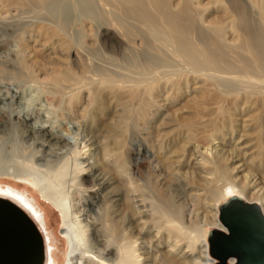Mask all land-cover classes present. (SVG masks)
Returning <instances> with one entry per match:
<instances>
[{"label":"bare ground","instance_id":"obj_1","mask_svg":"<svg viewBox=\"0 0 264 264\" xmlns=\"http://www.w3.org/2000/svg\"><path fill=\"white\" fill-rule=\"evenodd\" d=\"M246 1L229 0L228 7L222 6L226 23L210 22L212 24L204 27L199 22L200 9L196 10V0H0V55L10 50L12 39L20 46L19 52L5 54L0 60V79L16 82L23 110L30 111L35 104L45 100L63 119L80 117V124L91 127L97 121L98 111L113 103L122 106L114 114L119 124L129 126L130 117L134 116L130 99L146 94L148 100L141 109L143 117L150 101L155 105L165 101L162 90H169L174 95L190 87L193 81L203 79L211 81L224 101L233 98V103L238 104L241 100L244 102V95H248L249 100L245 102L250 103L254 97L253 105L263 111L259 120L263 136L264 0ZM87 27L91 29L90 33ZM93 31L96 40L91 42ZM90 105L92 109H89ZM12 106L9 103L3 111L0 107V115L10 116L14 111L9 113ZM38 112L34 111L28 117L30 122L37 123ZM218 121L222 128L213 125L212 121L205 124L215 126V133L206 138V143H193L194 135L186 134L183 153L176 157L169 155V140L153 141L161 165L158 181L153 187L162 202L166 201V206L162 207L160 203L155 207L153 211L158 222L151 227L158 239L169 231L168 238L175 241L169 245L168 254L161 258L164 264H209L212 260L208 239L203 257L188 263L173 260V257L175 261L179 259L174 252L178 249L180 235L187 229V215L190 219H209V224L215 227L224 228L225 225L220 214L222 206L208 218L190 202L200 204L202 195L207 194L213 198L210 202H216L234 188L246 195L252 185L256 187L251 174L238 175L246 170L242 157L247 155L246 151L241 152L239 143L233 144L231 151L214 144L217 139H224L227 123L232 125L231 132L235 131V119L229 114L228 119L223 116ZM6 127L7 124H1L2 132ZM24 130L20 131V138L26 134V138L30 136L42 146L68 147L74 154H67L64 161L65 152L59 153L54 165L46 163L50 184L41 182L47 193L65 207L70 239L65 264H146L149 249L142 234L150 231L146 223L149 214L143 196L138 193L140 187L134 183V175L128 169V159L121 160L120 168L108 172L109 166L116 167L115 154L104 151L103 155H98L99 141L93 135L85 134L88 129H84L81 146L65 138L53 137V132L48 130ZM68 134L71 135L69 131ZM13 139V146L19 151L18 137L13 136ZM257 147L256 167L264 169V136ZM148 152L149 148L143 145L136 154L142 153L146 157ZM11 154H3L0 167L15 168L11 170L15 177L32 178L36 182V176L21 168L35 165L19 161L18 155L14 158ZM80 155H88V164L77 167ZM61 162L64 165L60 166ZM69 163L74 166L71 187L81 195L79 208L70 205L72 190L65 194L59 187L65 175L64 168ZM35 167L39 169L38 165ZM185 168L188 169L182 171ZM86 173L91 179L89 184L80 177ZM202 181L208 189L199 194L195 185ZM189 187L195 190L190 191ZM0 197L14 202L35 220L44 238V264H55L43 214L27 201V195L11 187L0 186ZM248 198L262 203L264 218V192L258 190ZM247 204L249 209L255 203L244 202ZM189 205L192 209L187 212ZM164 218L165 226L162 225ZM177 233L179 239L173 237Z\"/></svg>","mask_w":264,"mask_h":264},{"label":"rangeland","instance_id":"obj_2","mask_svg":"<svg viewBox=\"0 0 264 264\" xmlns=\"http://www.w3.org/2000/svg\"><path fill=\"white\" fill-rule=\"evenodd\" d=\"M228 2L229 0H196V10L199 11L200 9L198 12V15H200V24L205 27L212 24L210 22L219 24L226 23L227 20L223 7L227 4H230V2ZM198 3H200L201 6L200 4L198 5ZM205 4H207V6H205ZM247 4L249 5L248 2ZM226 7H228V5ZM89 29L90 28L88 27L86 28L87 32L91 31V29ZM90 40L91 42L96 40L94 31L92 32V37ZM9 48L10 50H7L6 53L0 55V60H3L5 54L8 56L10 53H17L20 50V46L13 39L9 45ZM104 64H106V66L108 65L107 63ZM210 82H205L203 79L200 81H193L190 87L184 88L180 93L176 92L174 95H171L169 90H162V98L165 101L157 103V106L155 105V102L151 103L150 101V106L147 107L149 109L148 111L145 109L143 117L141 109L145 106L148 100L146 94L143 93L141 98H135L134 100L130 99L131 109L134 112V116L130 117L129 126L119 124V120L115 118L114 114L115 110H121L122 106L119 103H113V105H110V107H107L105 110L98 111L96 119L97 121L94 122L95 125L91 127L85 123H83V125L80 124V117H77L78 119H63V116L61 117L59 112H55V107H53V105L50 103L48 104L45 100L41 103L39 102L35 104L33 107H31L30 111L23 110V105L20 103L19 99V88L17 87L16 82H9L7 80L0 79L1 110H7L9 103L13 104L9 113L12 112V109L14 110L12 113H10V116L6 113L0 115V127L1 124H7L8 127H6L5 131L3 130V132L2 128H0V160L2 159L1 157L4 153H12L11 157H17L16 159L19 161L25 160L27 163H32V166H39V169H37L35 166V168H28L26 166L21 167L22 171H29L33 177L36 176V182L32 178L26 179L15 177L11 173V170H15V168L10 167V170L8 167L3 168L1 166L0 186L11 187L20 193H24L28 196L27 201L29 203H33L37 211L43 214L42 217L46 219L45 221L47 223L46 229L49 235L48 237L51 238L50 243L53 246L54 256L56 258L55 264H65V258L70 245L69 234L67 232V230H69V224L67 222V215L64 205L56 202L54 198H52L47 193V190L41 185H43L44 182V184H50V174L49 169H46V163H49V165H54L56 163L55 161L58 159L59 153L65 152L64 154L66 157L64 158V161L65 159L67 160L68 155L74 154L72 150L68 149V147L57 149V146H42L40 141H34L32 138H30V136L26 138V134L23 138H20L19 134L24 132V129L30 130L33 128L35 130H48L53 132V137L68 139L69 141L78 143V146H81V141L84 139V129H88L85 134L89 133L90 135H93L95 140L99 141L98 155H103L102 153L104 151L109 152L110 154L112 151L115 154L114 160L116 162V167L110 168L109 166V170H107L108 172L110 170L115 171L116 169L120 168L121 165L119 164L121 160L124 162L125 158L128 159V169L130 173L134 175L133 177L136 180L134 183L140 187L138 193L143 196V204L145 206V210L149 214L147 218H145L150 231L148 233L144 232L142 234V237H144L143 239L146 240V247L149 249V259H147V262H145L146 264H164L161 258H163L164 254H168L167 250L170 249L169 245L175 243V241L172 242L168 238L167 234L169 231L165 232L162 239H158V237H156V231L151 227L153 223L158 222L156 213L153 211L155 207H157V205L160 203H162L160 204L162 207L166 206V201L162 202L156 193V189L153 187V183L158 181L157 175L161 166L156 156V147L153 146V141L155 140L166 138L170 141V144L167 148L169 155L175 157L179 156L183 153V148L185 145L183 140L186 138V134L192 133V135H194L192 141L193 143H206V138H210V134L215 133V126L213 125L217 124L222 128L218 118L221 119L224 116L226 119H228L230 114V116L235 119V121H233V127L235 128V131L231 132L232 125L227 123L225 126V129H227L224 130V132H226L224 139H217L214 141V144L218 145L220 148L223 147L225 150H232L234 146L233 144L236 142L239 143V146L242 147L241 152L246 151L247 155H243L242 157L246 164V170L238 173V175L240 177H245V174H251V176L254 177V179L253 177L251 179L255 181L256 187L253 188L252 185V187L249 189L250 191H248L246 195H242L238 188H234L230 194L223 196L221 200L219 199L216 202H210L213 198L207 194L202 195L203 199L200 200V204H196L194 202L190 203L195 206L194 208L200 209L203 212L202 215H206L208 218H210V216L212 218V215H214L213 213L217 211L218 208L221 209L222 204L227 203L228 200L236 201V199L241 200L243 203L249 202L257 204L261 214H263L262 203L259 200H249L248 198L249 195L257 193L258 190H261V193L262 191L264 192V169L256 167L258 162L257 157H259L257 144L262 142L264 136H262V125H260L261 122L259 121L262 118L261 112L263 111L253 105V100H255L254 97L251 98L252 100L250 103L245 102L249 100L248 95H244V102L241 103V100L238 104L233 103L235 102L233 98H230L228 101L222 100L219 94L216 92L215 87H213ZM213 89L214 92L212 91ZM142 91L145 92L144 89ZM89 109H92V105L89 106ZM34 111H39L38 113L40 114V119L37 121V123L30 122L28 119V117L34 113ZM211 121L213 125L210 126L212 127L205 125L206 123L209 124ZM65 129H68V131L71 133L70 136L68 131ZM13 136L18 137L19 149H17L19 151H16L15 146H13ZM188 144L189 143L186 145ZM143 145L149 148V152L146 157L142 155V153L136 154L139 150H142ZM10 147L13 151H16L15 154L13 151L11 152ZM6 148H8L10 151ZM108 149L110 151H107ZM14 155L18 156L15 157ZM87 156L88 155L78 156L77 167L88 164ZM233 164L234 163H231L232 166H234ZM62 165H64L63 162H61L60 166ZM64 169L65 175L62 180V185L59 187L65 194H69L72 190L73 197L70 196V205L75 204L76 208H79L82 203V200L80 201L81 195L76 190V188L71 187V184L73 183L72 179L74 177V166L69 163ZM187 169L188 168H185L182 171ZM31 171H33L34 175ZM80 177L87 184H89L91 181L88 173L80 174ZM253 181L252 183H254ZM37 182L38 185L36 184ZM195 188H197L199 194L206 193L208 189V187L204 184V181H202L200 185H195ZM187 189H191L190 191L195 190L194 188L192 189L190 187ZM191 209L192 208L189 205L187 212H189ZM71 210L74 211V207H72ZM186 218H189V220L186 222L187 229L184 230L183 235H180L181 240L179 242L178 249H176L174 252L176 257L179 259L175 261L173 257L175 263H178L180 260L188 263L191 262V260H198L200 256L203 257V250L206 248V239H208L210 236L212 240H217V232L223 230L220 227H215L214 225L209 224V219L206 221L202 219H190V216L188 215ZM165 221L166 218H164V222L162 224L163 226H165ZM132 226L136 228V226ZM223 231H225L227 234L230 233L228 229ZM180 236L177 233V235L175 234L173 237L179 239ZM150 245L152 247L149 248ZM182 254L183 256L181 257ZM210 258L212 260L209 264H216L220 262V260L212 256V254H210ZM233 258L234 257H230L227 260V263H237V259L234 258L236 259L234 260Z\"/></svg>","mask_w":264,"mask_h":264},{"label":"water","instance_id":"obj_3","mask_svg":"<svg viewBox=\"0 0 264 264\" xmlns=\"http://www.w3.org/2000/svg\"><path fill=\"white\" fill-rule=\"evenodd\" d=\"M228 201L221 205V219L230 233L218 232L211 240V254L228 264H264V218L257 204ZM43 234L35 220L7 198L0 197V264H44Z\"/></svg>","mask_w":264,"mask_h":264},{"label":"flooded vegetation","instance_id":"obj_4","mask_svg":"<svg viewBox=\"0 0 264 264\" xmlns=\"http://www.w3.org/2000/svg\"><path fill=\"white\" fill-rule=\"evenodd\" d=\"M224 225V224H223ZM223 230H226L227 228L225 227V225H224V228H222ZM222 229H220V230H222ZM222 230V231H223ZM217 235H218V232H217ZM208 240H209V249H210V246H211V240H210V236H209V238H208ZM209 252H210V250H209ZM234 259V258H233ZM234 260H236V259H234ZM210 263V262H209Z\"/></svg>","mask_w":264,"mask_h":264}]
</instances>
